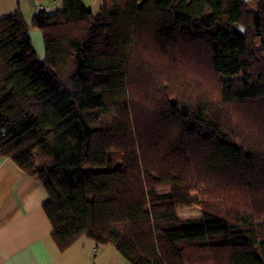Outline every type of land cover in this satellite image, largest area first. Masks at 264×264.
Listing matches in <instances>:
<instances>
[{"label": "trees", "instance_id": "1", "mask_svg": "<svg viewBox=\"0 0 264 264\" xmlns=\"http://www.w3.org/2000/svg\"><path fill=\"white\" fill-rule=\"evenodd\" d=\"M32 26L44 59L0 18V158L42 182L59 248L264 264V0H62Z\"/></svg>", "mask_w": 264, "mask_h": 264}, {"label": "crops", "instance_id": "2", "mask_svg": "<svg viewBox=\"0 0 264 264\" xmlns=\"http://www.w3.org/2000/svg\"><path fill=\"white\" fill-rule=\"evenodd\" d=\"M83 1L95 12L103 4V0ZM61 5L62 0H0V18L22 13L38 56L44 59L43 34L32 26V19L40 11L54 12ZM47 198L38 178L29 176L12 159L0 158V264H130L115 245L86 235L60 249L43 208Z\"/></svg>", "mask_w": 264, "mask_h": 264}, {"label": "rangeland", "instance_id": "3", "mask_svg": "<svg viewBox=\"0 0 264 264\" xmlns=\"http://www.w3.org/2000/svg\"><path fill=\"white\" fill-rule=\"evenodd\" d=\"M193 196H197V192L192 193ZM201 214V210L197 206L180 207L178 208V215L183 218L198 217Z\"/></svg>", "mask_w": 264, "mask_h": 264}, {"label": "built area", "instance_id": "4", "mask_svg": "<svg viewBox=\"0 0 264 264\" xmlns=\"http://www.w3.org/2000/svg\"><path fill=\"white\" fill-rule=\"evenodd\" d=\"M38 9H39V10H42V9H43V6H42V5H39V6H38Z\"/></svg>", "mask_w": 264, "mask_h": 264}]
</instances>
